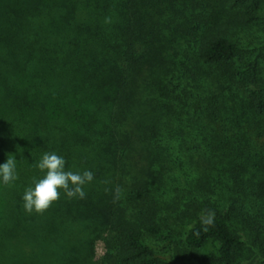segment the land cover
I'll return each instance as SVG.
<instances>
[{
    "label": "trees",
    "instance_id": "16d2710c",
    "mask_svg": "<svg viewBox=\"0 0 264 264\" xmlns=\"http://www.w3.org/2000/svg\"><path fill=\"white\" fill-rule=\"evenodd\" d=\"M263 10L0 0V164L14 156L18 174L0 184V264H239L240 222L262 251L264 57L250 38ZM45 152L94 179L84 199L29 214Z\"/></svg>",
    "mask_w": 264,
    "mask_h": 264
},
{
    "label": "clouds",
    "instance_id": "9594fccd",
    "mask_svg": "<svg viewBox=\"0 0 264 264\" xmlns=\"http://www.w3.org/2000/svg\"><path fill=\"white\" fill-rule=\"evenodd\" d=\"M66 165V158L55 152H45L41 156L36 163V168L43 173V176L39 179L34 178L22 195L23 208L27 213H43L60 199L62 193L69 199L85 198L84 189L93 181V172L66 170ZM17 179V160L10 155L6 162L0 164V184L10 185ZM118 195L119 190H117ZM210 217L211 214H209L208 224H211Z\"/></svg>",
    "mask_w": 264,
    "mask_h": 264
},
{
    "label": "rangeland",
    "instance_id": "374dc122",
    "mask_svg": "<svg viewBox=\"0 0 264 264\" xmlns=\"http://www.w3.org/2000/svg\"><path fill=\"white\" fill-rule=\"evenodd\" d=\"M261 21H262V25H261L262 27H260L261 31L256 32L255 34L256 37L250 38V40L252 41L253 44H255V47H257L256 49L259 50L260 54L264 57V16L261 19ZM257 70H258L257 71L258 76H261L262 78H264V59L263 61L260 60V66L257 68ZM261 152H264V151H261ZM215 180H213V182H211V185H210L213 191H208L207 195H209L213 199H218V195L221 194L223 190L220 184L217 182V180L216 181ZM225 204L226 206L228 205V203L226 202ZM236 231L243 237H245V235H248V245L243 247L241 250L242 256L240 258L239 264H249V258H251L252 254L254 255L253 264H264V249L261 251L260 248L255 247L254 245L255 243L254 235L255 234L251 232L252 229H250L246 224L244 225L243 222H240L236 228ZM262 236L263 235L260 236V240ZM258 245H259V242H258ZM94 249H95L96 255L101 256L104 252L102 242L97 241L95 243ZM260 260L262 261V263H259Z\"/></svg>",
    "mask_w": 264,
    "mask_h": 264
}]
</instances>
